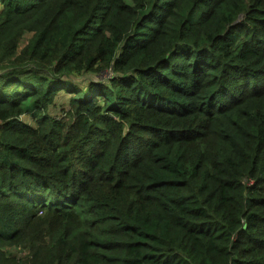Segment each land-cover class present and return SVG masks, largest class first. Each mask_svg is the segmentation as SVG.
Listing matches in <instances>:
<instances>
[{
	"label": "trees",
	"instance_id": "obj_1",
	"mask_svg": "<svg viewBox=\"0 0 264 264\" xmlns=\"http://www.w3.org/2000/svg\"><path fill=\"white\" fill-rule=\"evenodd\" d=\"M0 4V264H264V0Z\"/></svg>",
	"mask_w": 264,
	"mask_h": 264
},
{
	"label": "rangeland",
	"instance_id": "obj_2",
	"mask_svg": "<svg viewBox=\"0 0 264 264\" xmlns=\"http://www.w3.org/2000/svg\"><path fill=\"white\" fill-rule=\"evenodd\" d=\"M127 1H130V0H127ZM27 37H25V39H23L22 44L24 43V41L26 40ZM92 77L100 78L101 80L105 79L107 81V80H109L112 77V74L109 73V72H107V73L104 72L101 75L95 74V73H90V74L78 76L77 79L78 80H82L84 78L85 80H87V79H90ZM63 108H66V109L68 108V98H66V99H57L55 104L50 107L48 113L51 116H55V117L56 116H61L63 114ZM21 118H22L23 121H25V122H27L29 124H37L36 121L33 119L34 116L32 118L30 115L25 114V115L21 116ZM9 251L12 252V254H17V255L22 253V249L19 246L12 247V248L9 249Z\"/></svg>",
	"mask_w": 264,
	"mask_h": 264
},
{
	"label": "clouds",
	"instance_id": "obj_3",
	"mask_svg": "<svg viewBox=\"0 0 264 264\" xmlns=\"http://www.w3.org/2000/svg\"><path fill=\"white\" fill-rule=\"evenodd\" d=\"M23 116V115H22Z\"/></svg>",
	"mask_w": 264,
	"mask_h": 264
}]
</instances>
